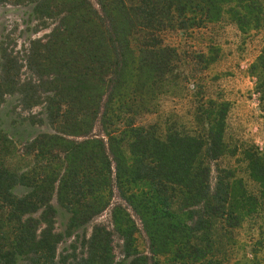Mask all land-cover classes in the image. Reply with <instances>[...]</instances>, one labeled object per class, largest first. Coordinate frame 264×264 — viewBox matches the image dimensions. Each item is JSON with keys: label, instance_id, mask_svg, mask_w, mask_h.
Listing matches in <instances>:
<instances>
[{"label": "trees", "instance_id": "16d2710c", "mask_svg": "<svg viewBox=\"0 0 264 264\" xmlns=\"http://www.w3.org/2000/svg\"><path fill=\"white\" fill-rule=\"evenodd\" d=\"M58 3L59 22L23 58L0 45V113L9 98L30 113L0 124V264H114L117 250L127 264L215 256L228 228L263 208L264 160L255 155L249 168L261 196L225 170L213 176L228 104L198 110L204 137L174 127L162 136L158 125L136 119L167 94L165 83L188 79L178 71L188 63L165 45L164 32L205 29L227 16L247 35L264 28V0H41L35 13L54 19ZM205 59L197 57L202 71ZM251 74L264 112V54ZM37 127L46 130L28 134ZM56 206L68 216L65 233ZM105 214L108 222L83 237V254L59 261L64 239Z\"/></svg>", "mask_w": 264, "mask_h": 264}, {"label": "rangeland", "instance_id": "374dc122", "mask_svg": "<svg viewBox=\"0 0 264 264\" xmlns=\"http://www.w3.org/2000/svg\"><path fill=\"white\" fill-rule=\"evenodd\" d=\"M40 2L41 0H12V3L6 4L0 2V45L9 47L10 51H15L21 58L31 42L50 35L55 23L60 20L59 11L62 6L59 3L58 15L51 19L35 13ZM47 3L55 5L57 1H46ZM162 38L165 45L177 49L182 59L195 69L183 64L178 71L183 80L188 78L187 81L181 82L178 87L165 83L164 91H168L167 94L160 95L149 106V112L136 119L137 124L144 127L158 125L162 136L167 135L174 127L173 129L204 137L208 123L196 124L198 110L218 111V107L209 103L218 106L228 104L223 135L224 152L218 161L211 163L212 174L216 176L218 170H225L233 177V181L243 185L246 192L261 196V184L251 176L249 168L255 155L259 154L261 160H264V112L255 92L256 79L251 74L252 66L264 54V28L244 35L236 24L224 16L221 22L210 24L205 29L187 33L168 30L162 34ZM201 55L209 62L207 69L203 71L201 68L206 62L200 64L202 67H196L199 65L197 57ZM8 100L7 110L0 113V124L4 127L8 120L17 121L20 116L25 118L30 115L20 109L15 110L18 106L15 98ZM202 100L206 106H203ZM10 111L14 114L11 119H7L6 114ZM39 111L35 110L33 114ZM40 130L45 131L46 128L37 127L28 134H35ZM95 132L98 134L100 128L97 127ZM24 192V189H17L15 194L21 195ZM56 208L57 228L65 233L68 216L63 208ZM108 220L109 214H105L83 229L75 231L71 237L65 238L59 246L58 260L66 256L73 257L74 254L81 256L84 252L83 237L91 235L95 224H104ZM225 235L228 236L215 245V254H210L215 256L202 261L175 263L178 254H174L161 258L159 264H264V206L258 216L245 219L236 229L228 228ZM137 237L140 252L148 254L147 238L144 234ZM198 245L204 248V244ZM121 255L118 250L115 252L114 264H127ZM212 257H216L214 262Z\"/></svg>", "mask_w": 264, "mask_h": 264}]
</instances>
